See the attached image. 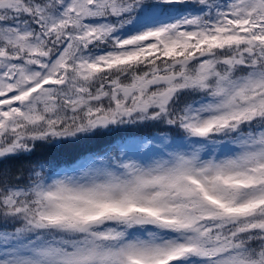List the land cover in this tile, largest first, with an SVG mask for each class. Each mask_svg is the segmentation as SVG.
<instances>
[{
	"label": "snow or ice",
	"instance_id": "1",
	"mask_svg": "<svg viewBox=\"0 0 264 264\" xmlns=\"http://www.w3.org/2000/svg\"><path fill=\"white\" fill-rule=\"evenodd\" d=\"M0 264H264V0H0Z\"/></svg>",
	"mask_w": 264,
	"mask_h": 264
},
{
	"label": "trees",
	"instance_id": "2",
	"mask_svg": "<svg viewBox=\"0 0 264 264\" xmlns=\"http://www.w3.org/2000/svg\"><path fill=\"white\" fill-rule=\"evenodd\" d=\"M26 163V161L23 160H14L9 162V167L16 168V167H21Z\"/></svg>",
	"mask_w": 264,
	"mask_h": 264
}]
</instances>
